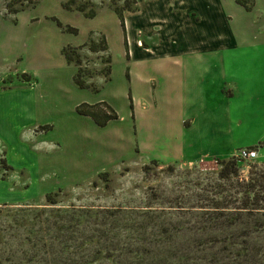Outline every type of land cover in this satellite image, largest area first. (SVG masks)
<instances>
[{
	"label": "rangeland",
	"instance_id": "1",
	"mask_svg": "<svg viewBox=\"0 0 264 264\" xmlns=\"http://www.w3.org/2000/svg\"><path fill=\"white\" fill-rule=\"evenodd\" d=\"M9 1L0 0V264H264V89L243 107L166 110L153 105L140 77L156 63L130 49L113 10L124 0H77L100 11L95 18L65 9V0L5 14ZM21 1L13 7L28 4ZM254 2L249 12L226 0L236 23L251 25V75L263 85L264 55L253 58L264 45V0ZM52 17L78 32L63 31ZM100 33L111 55L110 79L100 73L108 52L85 45L81 67L98 89L76 88L75 63L67 64L61 48L90 35L99 44ZM41 34L47 54L39 60L29 51ZM23 72L37 74L54 94L61 89L57 106L30 94ZM99 101L119 116L105 126L76 110ZM186 113L200 122L185 134L179 121ZM212 119L219 120L221 141L197 139ZM219 146L235 148L227 156L164 161L181 149L190 155ZM251 147L258 155L240 158ZM229 158L238 171L222 177L220 160Z\"/></svg>",
	"mask_w": 264,
	"mask_h": 264
},
{
	"label": "crops",
	"instance_id": "2",
	"mask_svg": "<svg viewBox=\"0 0 264 264\" xmlns=\"http://www.w3.org/2000/svg\"><path fill=\"white\" fill-rule=\"evenodd\" d=\"M233 1L237 3L236 0ZM237 5L246 10L242 5ZM137 6L135 11L124 12L126 25L128 16L133 18L132 31L130 33L127 25L126 33L130 49L139 51L144 55L143 58L150 57L156 63L152 74L147 78L140 76L146 83L153 105H162L166 110H217L231 105L243 107L260 97L264 83L262 85L260 76L252 78L251 42L246 37V31L250 30L251 25L236 23V18L227 10L226 0H151L145 6L141 5V0H137ZM255 7L256 4L246 11L253 12ZM120 25L122 28V24ZM40 38L41 43L29 51L30 56L39 57V60L47 54L43 44L45 36L41 34ZM262 54L264 55V45L259 48L258 55L254 56V62H259ZM64 60L66 61L65 57ZM77 68L74 64L70 73L76 88L78 86L73 81V75ZM22 74L28 77L29 81L23 83L30 94L35 93L41 102L57 106L55 96L61 89L54 94L49 88L40 86L37 74ZM190 116L192 119L186 121L185 118ZM218 121L212 119L210 130L207 131L206 128L202 135L196 133L197 139L211 137L214 141H221L215 134V128L221 127L216 123ZM220 121L223 123V120ZM198 122V116L186 113L180 116L179 126L182 130L193 131L198 126L192 125ZM191 137L190 133L188 140ZM234 148L219 146L212 153L198 151L191 152L190 155L181 149L170 154L171 158L164 161L227 156Z\"/></svg>",
	"mask_w": 264,
	"mask_h": 264
},
{
	"label": "trees",
	"instance_id": "3",
	"mask_svg": "<svg viewBox=\"0 0 264 264\" xmlns=\"http://www.w3.org/2000/svg\"><path fill=\"white\" fill-rule=\"evenodd\" d=\"M39 0H28V4L21 3L20 8L13 7L16 2H22L21 0H11L9 2H6V12L5 14H16L21 10H25L27 8L35 7V5L38 3ZM236 2L240 5H242L246 10H251L254 7V0H236ZM115 4V3H114ZM62 6L67 10H77L80 11L85 17H94L96 15V11L93 10H86V4L82 2H78L77 0H65L62 2ZM138 8L137 6V0H124V5L119 7L117 5H114L113 10L120 18L122 28L126 32V25L124 23V12L125 11H135ZM52 19L57 23V25L66 32L74 33L76 34L78 32V29L71 25H63L62 22L57 19L56 17H52ZM15 20V19H14ZM94 32L91 31L90 34H93ZM100 40L99 44L96 43V41L89 36L87 41L80 45H71L67 44L63 46L61 49L62 54L64 55L66 61L68 63H75L77 65V71L73 75V81L74 83L80 87V88H89L91 87L92 90H97L98 87L95 85H91L87 82L86 76H90L89 73L85 72V69L81 67L82 64V58L78 50H80L83 46L88 45L89 49L91 51H106L108 52L109 46L107 39L104 34L100 33ZM127 55H129V52H127ZM104 62L107 64L105 69H102L100 73L104 74L106 79H110L111 74V55L108 52V56L104 58ZM26 77V74H23ZM28 78V77H27ZM132 98V97H131ZM133 103L131 104L132 107ZM77 112L83 115L90 116L94 122L99 126H105L110 120L117 119L118 113L117 111L112 107L111 104H109L106 101H99L96 103H88V102H81L76 106ZM133 110V109H132ZM100 111V112H99ZM221 164V170L220 175L222 177L228 176L229 174L237 173V163L235 159L229 158L220 160ZM55 194L48 193L46 195V200L50 204H56L57 201L54 198ZM244 208H250V207H244ZM257 208V207H256ZM253 212V211H248ZM254 214V213H250Z\"/></svg>",
	"mask_w": 264,
	"mask_h": 264
},
{
	"label": "built area",
	"instance_id": "4",
	"mask_svg": "<svg viewBox=\"0 0 264 264\" xmlns=\"http://www.w3.org/2000/svg\"><path fill=\"white\" fill-rule=\"evenodd\" d=\"M259 148H247L240 152V158L248 159V158H254L258 155Z\"/></svg>",
	"mask_w": 264,
	"mask_h": 264
}]
</instances>
